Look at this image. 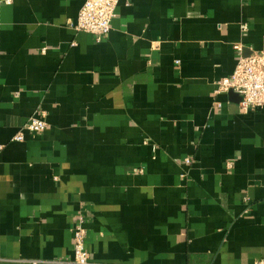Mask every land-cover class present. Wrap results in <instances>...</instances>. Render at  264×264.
<instances>
[{"label": "crops", "instance_id": "0c3cea01", "mask_svg": "<svg viewBox=\"0 0 264 264\" xmlns=\"http://www.w3.org/2000/svg\"><path fill=\"white\" fill-rule=\"evenodd\" d=\"M84 1L0 6V264H68L79 213L99 264L264 259V106L213 94L264 50V0H119L100 40Z\"/></svg>", "mask_w": 264, "mask_h": 264}, {"label": "built area", "instance_id": "2783aa9c", "mask_svg": "<svg viewBox=\"0 0 264 264\" xmlns=\"http://www.w3.org/2000/svg\"><path fill=\"white\" fill-rule=\"evenodd\" d=\"M11 2L12 0H0V6L11 4ZM118 3L119 0H85L76 20L70 22L69 26L76 32L88 33L100 40L110 31V24L115 17ZM246 27L247 24L242 25L243 29ZM235 48L241 50L239 45H236ZM230 90L242 97L238 104L241 111L254 110L264 106V50L239 56L232 74L216 82L213 94L216 98L220 94H227ZM213 103L216 107L221 106L219 101ZM46 128L45 113H35L13 135L12 140L23 142L25 132L35 134L45 131ZM2 147L0 145V150ZM191 163V158L184 159L185 165L188 166ZM186 175L185 172L182 173L183 177ZM87 219L85 213H79L73 219V258L68 264H99L91 260L90 253L85 246ZM31 264H37V261H32ZM255 264H264V259L256 260Z\"/></svg>", "mask_w": 264, "mask_h": 264}, {"label": "water", "instance_id": "95a60500", "mask_svg": "<svg viewBox=\"0 0 264 264\" xmlns=\"http://www.w3.org/2000/svg\"><path fill=\"white\" fill-rule=\"evenodd\" d=\"M228 95L230 98L233 99V101L235 102V105H238L239 102L242 100V97L240 95H238L237 93H235L234 91L230 90L228 92Z\"/></svg>", "mask_w": 264, "mask_h": 264}]
</instances>
